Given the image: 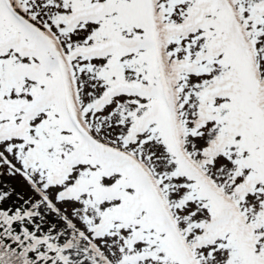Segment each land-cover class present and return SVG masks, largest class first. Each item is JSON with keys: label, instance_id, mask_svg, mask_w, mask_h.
<instances>
[{"label": "snow or ice", "instance_id": "snow-or-ice-1", "mask_svg": "<svg viewBox=\"0 0 264 264\" xmlns=\"http://www.w3.org/2000/svg\"><path fill=\"white\" fill-rule=\"evenodd\" d=\"M0 264H264V0H0Z\"/></svg>", "mask_w": 264, "mask_h": 264}]
</instances>
